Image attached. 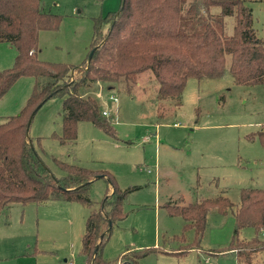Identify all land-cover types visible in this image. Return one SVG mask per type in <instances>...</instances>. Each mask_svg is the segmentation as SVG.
<instances>
[{"label":"rangeland","instance_id":"obj_1","mask_svg":"<svg viewBox=\"0 0 264 264\" xmlns=\"http://www.w3.org/2000/svg\"><path fill=\"white\" fill-rule=\"evenodd\" d=\"M120 4L121 0H42L43 9L62 15V21L58 29L40 32L38 57L78 66L73 76H81L92 49L94 18L118 10ZM246 4L252 9L256 33L263 36V1ZM211 12L217 14L220 8ZM235 24V15L225 17L226 35L233 34ZM16 53L13 45L0 42V70L12 67ZM230 61L228 55L223 77L190 78L178 96L161 98L152 70L140 74L129 91L123 81L95 83L87 93L109 112L105 116L112 120L114 135L80 121L77 141L60 144L51 137L62 131L60 96L46 101L34 116L32 142L56 177L64 171L55 157L108 172L121 190L138 187L128 193L126 217L113 224L104 245L102 257L110 264H132L137 255L154 247L156 252L142 257L141 264H248L237 250L230 251L229 244L237 227L241 189L264 188V146L257 135L264 127V85L235 83ZM33 86L32 76H21L13 84L0 99V123L22 109ZM113 192L108 179L100 177L89 186L91 205L16 202L0 210V264H85L82 238L87 217L103 205L106 193L111 197ZM220 194L232 201L229 212L211 209L200 243L177 254L193 241L195 231L184 233L185 220L170 215L166 205ZM182 233L185 241L175 237ZM256 235L263 249L250 258L252 264H264V231L238 230L244 241Z\"/></svg>","mask_w":264,"mask_h":264},{"label":"trees","instance_id":"obj_2","mask_svg":"<svg viewBox=\"0 0 264 264\" xmlns=\"http://www.w3.org/2000/svg\"><path fill=\"white\" fill-rule=\"evenodd\" d=\"M247 1L121 0L118 10L94 18V53L89 62L86 59L87 68L82 75L75 78L73 71L78 66L47 62L37 55L40 32L58 29L62 15L45 11L42 0H0V42L13 45L17 52L12 67L0 70V99L21 76L34 78L26 104L0 123V210L16 202L45 204L50 200L91 205L88 191L95 180L92 178L104 177L114 192L111 197L106 193L103 205L89 213L82 247L88 264L112 263L102 257L104 245L113 224L126 217L123 206L128 193L138 187L121 190L110 173L55 157L64 171L62 177H56L32 142L30 128L34 116L46 101L60 96L62 131L51 134L60 144L77 141L80 121H89L114 135L112 120L103 114L98 100L87 93L95 83L123 81L129 91L140 74L152 70L159 81V96H178L190 78L223 77L228 55L235 83L264 85V33H256ZM214 7H219L220 12L212 14ZM230 15L236 16V24L233 34L226 35L225 17ZM257 135L264 146V127ZM37 141L42 148L40 137ZM232 206L229 197L222 194L200 197L187 204L166 205L170 215L185 220L184 233L188 229L195 231L193 241L177 254L200 243L211 209L227 214ZM235 217L237 227L229 249L237 250L240 257L252 264L250 257L263 249V242L258 235L241 240L238 230L251 227L256 234L264 231V188L243 187ZM184 233L175 237L185 241ZM155 248L143 250L132 264H141L140 259L156 252Z\"/></svg>","mask_w":264,"mask_h":264},{"label":"crops","instance_id":"obj_3","mask_svg":"<svg viewBox=\"0 0 264 264\" xmlns=\"http://www.w3.org/2000/svg\"><path fill=\"white\" fill-rule=\"evenodd\" d=\"M11 116V115H10ZM50 201H62V200H50ZM50 201H48V202H50ZM48 202H46L45 204H47ZM65 202H67V201H65ZM82 254L85 256V264H87L88 263V257H87V255L83 252V247H82ZM64 261H67V259H64ZM80 264V263H79Z\"/></svg>","mask_w":264,"mask_h":264},{"label":"built area","instance_id":"obj_4","mask_svg":"<svg viewBox=\"0 0 264 264\" xmlns=\"http://www.w3.org/2000/svg\"><path fill=\"white\" fill-rule=\"evenodd\" d=\"M103 114H104V115H109V112L106 111V110H103ZM144 140H147V138H144ZM67 264H76V263L73 262V261H70V262H68Z\"/></svg>","mask_w":264,"mask_h":264},{"label":"water","instance_id":"obj_5","mask_svg":"<svg viewBox=\"0 0 264 264\" xmlns=\"http://www.w3.org/2000/svg\"><path fill=\"white\" fill-rule=\"evenodd\" d=\"M93 53H94V49H92L91 52H90V55H89V58H88V62L91 60ZM97 178H100V176L98 175L94 179H97Z\"/></svg>","mask_w":264,"mask_h":264}]
</instances>
